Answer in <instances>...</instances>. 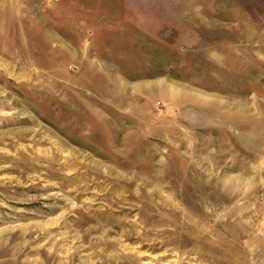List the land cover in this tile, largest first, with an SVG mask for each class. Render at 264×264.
Segmentation results:
<instances>
[{"label":"rangeland","instance_id":"obj_1","mask_svg":"<svg viewBox=\"0 0 264 264\" xmlns=\"http://www.w3.org/2000/svg\"><path fill=\"white\" fill-rule=\"evenodd\" d=\"M0 264H264V0H0Z\"/></svg>","mask_w":264,"mask_h":264},{"label":"built area","instance_id":"obj_2","mask_svg":"<svg viewBox=\"0 0 264 264\" xmlns=\"http://www.w3.org/2000/svg\"><path fill=\"white\" fill-rule=\"evenodd\" d=\"M74 69H76V68H74Z\"/></svg>","mask_w":264,"mask_h":264}]
</instances>
